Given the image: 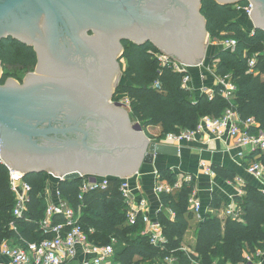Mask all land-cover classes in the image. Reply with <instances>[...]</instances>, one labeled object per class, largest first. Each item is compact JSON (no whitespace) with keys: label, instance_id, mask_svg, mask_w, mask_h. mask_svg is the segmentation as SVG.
I'll return each mask as SVG.
<instances>
[{"label":"trees","instance_id":"16d2710c","mask_svg":"<svg viewBox=\"0 0 264 264\" xmlns=\"http://www.w3.org/2000/svg\"><path fill=\"white\" fill-rule=\"evenodd\" d=\"M201 14L213 42L235 41L237 44L233 51H220L214 58L216 63L213 61L217 76L231 78L235 86L232 103L222 96V87L217 88L212 96L204 94L194 99L192 91L183 85L184 77L189 74L163 65L159 58L161 52L154 44L124 43L127 68L117 93L127 96L132 118L141 124L148 138L155 140L153 142H162L170 134L195 130L204 117L221 118L229 108L235 110L242 123L253 119L258 124V127L248 128L250 135H264V30L256 29L249 34L239 23L242 12L238 7L222 6L214 0H203ZM250 60L255 61L253 72L249 67ZM0 61L4 70L0 82L3 85L9 78L16 79L15 72L34 70L37 54L32 47L10 38L0 42ZM151 128H160V134L157 137L151 135ZM256 155L264 165V152ZM212 170L223 181L234 182L237 177L233 171L216 165ZM48 177V173L25 177L31 193L24 216L16 218L9 170L0 161V245L4 240L25 246L52 238L53 235L44 234L40 227L47 209ZM161 179L171 185L178 181L177 175L171 171L162 172ZM110 181L106 191L87 193L82 200L79 199L80 180L60 182L58 191L75 210L82 208L84 229L87 233L90 229L96 231L90 236L91 242L109 245L112 239L115 240L116 260L120 264H145L166 257H173L175 264H246L247 255L254 256L264 250V190L258 186L249 185L244 196L235 197L234 200L243 207L240 221L222 218L213 212L203 213L195 245L187 251L183 248L184 239L198 217L190 205L195 181L184 183L173 194L162 195L163 209L157 220L161 223L166 243L158 247L143 234L145 225L142 219L136 226L129 224L120 181L111 178ZM226 204L214 194L210 208L217 211ZM64 220L62 216L53 217L54 224ZM13 222L16 231L10 230Z\"/></svg>","mask_w":264,"mask_h":264},{"label":"water","instance_id":"95a60500","mask_svg":"<svg viewBox=\"0 0 264 264\" xmlns=\"http://www.w3.org/2000/svg\"><path fill=\"white\" fill-rule=\"evenodd\" d=\"M214 1L222 6L251 3L264 15V0ZM115 5L114 0H0V41L13 37L33 46L39 55L38 69H44L39 76L28 75L23 85L12 79L0 85V161L7 167L26 176L51 173L59 179L58 184L79 180L82 175L119 180L137 174L144 155L148 162L158 154L179 152L176 147L153 142L143 132L133 131L131 119L122 108L125 105L111 104L112 95L106 100L110 109L104 112L83 111L80 116L76 112L63 122L59 118L79 106L74 105L75 94H88L78 90L80 82L69 78L55 81L45 71L53 60L58 76L67 77L60 74L63 69L54 57V45L65 34L79 39L80 33L96 29L139 46L151 42L189 66L197 67L205 59L208 31L201 14L202 0L183 5L186 17L192 16V20L163 15L141 18L134 8L114 11ZM163 8L161 0L147 12L163 13ZM183 11L179 17L185 16ZM43 16L57 20H41ZM251 17L256 29L264 30V18L253 11ZM2 71L0 61V80ZM99 121L108 126L94 138L93 129ZM137 129L144 131L139 125Z\"/></svg>","mask_w":264,"mask_h":264},{"label":"built area","instance_id":"2783aa9c","mask_svg":"<svg viewBox=\"0 0 264 264\" xmlns=\"http://www.w3.org/2000/svg\"><path fill=\"white\" fill-rule=\"evenodd\" d=\"M238 10L247 16H251L253 11V4L246 6H237ZM235 41L223 42L222 46L225 50H235ZM163 65H170L176 72L188 73L183 79V85L189 88L191 81L190 72L194 66L185 65L176 61L174 58L159 55ZM255 66V61H249L251 72ZM230 78H221V87L223 88L222 96L230 103L233 102L234 93L236 91ZM238 114L233 108L225 111L221 118L204 117L200 120L195 130H186L179 135L170 134L167 136L166 142L180 144L185 141H193L198 136L204 133H209L217 138L230 136L236 144L243 150L239 153V157L251 158L253 155L256 157L250 160L247 166V172L251 176L261 181L260 184L264 187V165L258 161L259 152H264V135L252 136L248 133L247 124L254 122L249 119L243 126L241 120L238 121ZM245 124V126H244ZM251 127V126H250ZM205 174L213 175L211 167L203 164ZM10 176L11 192L14 197V210L13 215L16 218H22L27 208V202L31 193V187L25 181L26 175L18 170L8 167ZM80 195L79 199L82 200L84 195L92 192H104L110 186V178L97 176V175H82L79 179ZM120 189L123 194L124 204L126 205L127 220L131 226H136L139 219H142L145 225L144 235H147L150 242L154 246H159L166 243V239L162 233L161 223L154 219L149 214V202L144 195L136 194L132 189L130 182L126 179H119ZM193 178L187 177L182 183L171 185L165 181V185L156 188L157 193L173 194L176 190L180 189L184 183H191ZM190 205L193 212L200 216L203 211L202 204L195 199L194 194L191 197ZM62 216L65 220L62 223L54 224L53 217ZM174 216V215H173ZM83 211L80 208L75 210L71 204L62 197L57 190L56 200L54 203L47 206L45 218L40 223V227L46 235H53L52 238H47L40 243H27L25 246L15 244L10 240H4L0 245V252L7 257L11 264H68L77 257L79 252H83L85 260L83 264H109L110 260L115 256L114 246L116 242L108 246H97L90 241V236L84 229L82 224ZM224 217H230L233 220L240 221L243 217V207L241 204L232 200L225 206ZM10 226L16 227L15 223ZM260 252V251H259ZM259 252L256 254L258 255ZM255 256V255H254ZM166 264H175L176 260L173 257L165 258ZM254 257L247 256L246 264H253Z\"/></svg>","mask_w":264,"mask_h":264},{"label":"crops","instance_id":"0c3cea01","mask_svg":"<svg viewBox=\"0 0 264 264\" xmlns=\"http://www.w3.org/2000/svg\"><path fill=\"white\" fill-rule=\"evenodd\" d=\"M239 23L243 30H245L249 34H253L256 30V24L251 16L246 15V18L245 16L241 17L239 19ZM208 37L210 39L209 33ZM209 39H207L204 61L199 66H194V68L190 72L191 81L189 84V89L192 91L193 97L196 100L204 94L212 96L215 93L216 89L221 87V78L217 76L216 66L215 64H213V61L216 55L224 48L222 46V43L212 41L209 42ZM160 52L162 55H166L161 49ZM214 63L216 62L214 61ZM228 81L232 82L231 78ZM121 98L127 100V106H122V108L131 119L132 130L135 132H143V134L148 138L144 131L137 129V125H141L132 118L127 96L121 95ZM237 119L238 121H240L239 116ZM241 126H243L242 122ZM250 126L258 127V124L254 121L250 124H247L245 127ZM149 132L151 135L157 137L160 134L161 129L151 128ZM160 144L176 147L178 148L179 152L177 154H158L151 158V161L148 162H146L144 155L139 172L134 176H129L124 179L130 182V185L136 194L144 195L148 199L149 214L154 219H156L158 213L163 209L161 203L162 195L157 193L156 191V188L158 186L165 185V181L161 179L162 172L171 171L176 174L178 177L177 183H182L187 177L193 178V181H195L194 197L202 204L203 211L202 214L198 216L195 221H193V225L195 226L193 230V236L191 238L188 237V233H190V231L185 236L183 248L186 247L187 249H185L187 251H191V249L195 245L197 227L198 224L202 221L203 213L205 214L207 212H213L224 218V206L217 211L210 208V204L214 194L220 196L228 204L229 202L234 200L235 197L244 196L245 189L249 185L258 186L262 190H264V187L260 184L261 181H258L257 178L251 176L247 172V166L249 165L250 160H254V158H256L257 156L255 157L253 155L251 158L245 159L239 157V153L243 149L240 148L230 136L217 138L209 133H204L198 136L193 141H185L180 144L162 141L160 142ZM203 164H206L211 168L215 165L226 168L227 170L233 171L237 177L234 182H230L219 179L214 173L213 175H206ZM57 190L58 180L56 182L47 183V206L54 203V201L56 200ZM171 217L173 218L174 216L171 214ZM10 230L16 231L17 227L10 226ZM95 233V229H90L88 234L89 236H94ZM113 241L114 239H112L111 244H113ZM253 257V264H264V250L260 251L258 255H255ZM84 260L85 256L83 252H79L77 257L70 261L68 264H83ZM154 262L158 263L160 261H158V259H155L145 264H155ZM0 264H11L10 260L1 252ZM109 264H120L116 260V252L115 256L110 260ZM164 264H166L165 261Z\"/></svg>","mask_w":264,"mask_h":264},{"label":"flooded vegetation","instance_id":"af4514ba","mask_svg":"<svg viewBox=\"0 0 264 264\" xmlns=\"http://www.w3.org/2000/svg\"><path fill=\"white\" fill-rule=\"evenodd\" d=\"M116 2V9L114 11L118 10H124L127 11V6H130L135 9L137 15L141 18H146V16L158 18L159 15L163 16H173L175 19L179 18L180 20H192L191 18H187V11L183 9V5H187L189 3H193L196 0H163L165 3V8H163V13H156L154 15H149L147 12V9L149 7H154V4L160 3L161 0H114ZM232 1V0H231ZM203 2V0H202ZM230 2V1H229ZM251 4V3H249ZM239 6V5H238ZM136 7V8H135ZM233 7H237L234 5ZM184 10V11H183ZM184 12L185 16L179 17V12ZM150 12V11H149ZM253 12H255L258 16H262L264 18L263 13L261 14L256 9H253ZM151 13V12H150ZM179 13V14H178ZM189 16V15H188ZM108 17V15H107ZM41 20H57L54 17L47 18L45 16L41 17ZM62 20H67V18H62ZM79 39L67 36L66 34L63 35V37L56 41V44L54 45V57L55 60H59V65L63 69L61 70V75L67 76L63 77L64 79H71V82H80L82 86H79V91L85 90L87 91V95H84L82 97L77 96L75 94L74 96V105L78 104V107H72V111L69 113L65 112L62 114L59 118L61 122L67 121L69 116H72L73 114H83L86 111H92L94 114H99L101 112L106 111L107 109H110L109 105L106 104L107 96L112 95L111 104L115 106L117 102L118 95V89L122 82L124 81L123 78V60L125 55V41H128L127 39H121L118 36H112L111 32H100L96 29H89L87 31H84L79 34ZM13 39V37H9L8 39ZM6 40V39H3ZM1 40V41H3ZM0 41V42H1ZM28 47H32L34 51L36 52L35 48L33 46H30L27 43H24L23 41L16 40ZM157 47V46H156ZM158 48V47H157ZM160 50V48H158ZM37 54V65L34 69V71L43 72L44 69L39 66V55ZM54 61L50 60V63L47 65V74L49 77L54 79L55 81H59L58 79H63L62 77H58V70L53 68L54 67ZM3 67V65H2ZM59 69V68H58ZM4 71V70H3ZM30 72V71H28ZM120 73V75H118ZM4 74V72H3ZM2 74V77H3ZM57 75V76H56ZM34 76V75H33ZM31 76L30 78H32ZM39 76V75H36ZM1 77V80H2ZM58 77V78H57ZM15 80L21 85L24 84L23 81H19L13 78H9V80ZM97 79H101L98 81ZM0 80V82H1ZM5 84H1V86H4ZM115 86L118 88L115 90ZM71 91H73V88L71 87ZM102 102H105L103 104ZM82 111L80 112V110ZM84 111V112H83ZM104 125V126H103ZM95 128L93 129L94 135L98 137V134H101V131L106 129L108 126L107 122H97L95 123ZM103 127V128H102Z\"/></svg>","mask_w":264,"mask_h":264},{"label":"rangeland","instance_id":"374dc122","mask_svg":"<svg viewBox=\"0 0 264 264\" xmlns=\"http://www.w3.org/2000/svg\"><path fill=\"white\" fill-rule=\"evenodd\" d=\"M243 16H245V18H246V15L244 14H241V17H243ZM240 17V18H241ZM239 18V19H240ZM207 39H209V37L207 38ZM210 41H212L211 40V37H210V39H209V42ZM213 42V41H212ZM218 43V42H217ZM160 55H162L161 53H160ZM127 68V62H126V60L124 59L123 60V67H122V72H124L125 71V69ZM2 72H4V71H2ZM2 74V73H1ZM15 74L16 75H18L17 77H16V80H24V82H25V79H26V77L28 76V75H39V73H37L36 71H34V70H32V71H30V72H25V73H21V72H15ZM13 79H15V78H13ZM125 98V97H124ZM124 98H121V96H119L118 98H117V100L121 103V104H123V105H125V106H127L126 104H127V100L126 99H124ZM19 171V170H18ZM48 178H47V182L49 183V182H56L57 180H58V182H59V179L57 178V177H55L54 175H52L51 173H48ZM46 202V201H45ZM194 228H195V226L194 225H192V227H191V229H190V233H188V237H192L193 236V230H194ZM188 237H187V240H188ZM118 247H120L119 245L117 246V248ZM186 247H184V249H185ZM187 249V248H186ZM185 249V250H186ZM164 260H165V258L164 259H159L158 258V261H160L161 262V264H164ZM160 262H154L155 264L157 263V264H160Z\"/></svg>","mask_w":264,"mask_h":264},{"label":"bare ground","instance_id":"6f19581e","mask_svg":"<svg viewBox=\"0 0 264 264\" xmlns=\"http://www.w3.org/2000/svg\"><path fill=\"white\" fill-rule=\"evenodd\" d=\"M58 77H59V76H58ZM58 77H57V78H58ZM62 78H63V77H62ZM63 79H64V78H63Z\"/></svg>","mask_w":264,"mask_h":264}]
</instances>
